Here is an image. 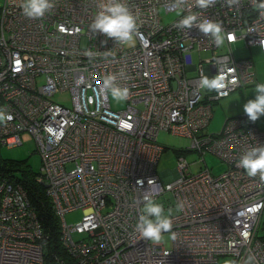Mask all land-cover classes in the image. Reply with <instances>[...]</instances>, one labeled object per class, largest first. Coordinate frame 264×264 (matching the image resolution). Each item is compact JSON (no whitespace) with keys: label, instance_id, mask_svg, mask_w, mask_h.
<instances>
[{"label":"built area","instance_id":"built-area-1","mask_svg":"<svg viewBox=\"0 0 264 264\" xmlns=\"http://www.w3.org/2000/svg\"><path fill=\"white\" fill-rule=\"evenodd\" d=\"M101 2L55 0L42 19H28L21 0L0 1V109L12 116L0 122V145L21 143L23 130L31 134L40 157L36 178L45 183L70 263L203 264L228 254L241 264L251 250L264 264V236L256 235L264 181L239 167L247 149L264 145V129L240 113L225 117L219 132H201L212 101L254 80L251 58L236 57L231 45L242 40L264 51V17L251 0L183 11L173 0H127L139 28L133 45H121L90 30ZM189 11L220 22L224 44L196 26L177 28ZM109 74L129 89L127 100L102 90ZM203 78L223 87L202 89ZM63 90L70 104L50 98ZM160 130L189 137L187 149L210 151L226 167L214 174L201 156L203 167L192 171L193 160L178 155L173 168L157 170ZM150 186L158 200L171 195L163 205L172 210L175 239L169 233L153 243L135 231ZM74 208L82 213L67 223L63 214ZM43 234L21 185L0 173V264H49Z\"/></svg>","mask_w":264,"mask_h":264},{"label":"clouds","instance_id":"clouds-1","mask_svg":"<svg viewBox=\"0 0 264 264\" xmlns=\"http://www.w3.org/2000/svg\"><path fill=\"white\" fill-rule=\"evenodd\" d=\"M216 3V0H173L172 7L174 10L183 11L186 7L193 6L207 10ZM229 7L239 6L240 0H225ZM253 7L264 17V0H251ZM20 9L28 19H42L47 13H50L55 7V0H21ZM199 21V22H198ZM179 29H190L196 26L200 32L213 40V43L220 47L224 44V29L220 22L210 19L200 20L198 15L192 13L183 15L175 25ZM90 30L93 33H100L108 38L113 39L121 45H133L134 37L138 31L136 15L127 5V0H102L98 5V11L90 24ZM254 31V29H252ZM102 43H104L102 41ZM91 56L92 53H87ZM115 74L107 75L103 80V91L110 93L112 99L116 102H122L128 99L129 89L117 83ZM200 87L205 90H214L223 87L222 80H209L203 78L200 81ZM243 111L252 122L257 121L264 116V83L255 85L254 98L248 99L243 105ZM12 116L6 110L0 109V122L10 121ZM239 167L242 168L248 177L254 178L259 176L264 181V145H258L247 149L239 159ZM155 184V182H152ZM159 192L151 186L144 191L143 207L138 220L135 224V231L139 238L159 243L164 233H172L173 222L171 219L172 210L168 209L167 213L164 205L158 200ZM183 210V204L177 205V211ZM247 239V234L245 236ZM222 264H237V261L225 259ZM241 264H259L255 253L249 250Z\"/></svg>","mask_w":264,"mask_h":264},{"label":"rangeland","instance_id":"rangeland-1","mask_svg":"<svg viewBox=\"0 0 264 264\" xmlns=\"http://www.w3.org/2000/svg\"><path fill=\"white\" fill-rule=\"evenodd\" d=\"M170 15L171 13L167 16ZM231 47L233 54L236 57L248 56L251 58L254 69V80L249 84L235 88L229 92L227 96L212 101V114L209 117L207 124L201 129V132L203 133L219 132L226 116L244 113L243 105L248 99L254 98L255 85L258 83H264V51L258 50L255 46L246 47L242 40L233 42ZM50 98L64 104H70V93L68 90L53 92L50 95ZM256 125L258 128L264 129V116H261L256 121ZM19 137L21 139V143L19 144L13 146L0 145V164L3 161L8 162L11 160L14 162V160H18V163H21L20 166H22L21 169L23 171L26 169L38 171L40 157L35 150V143L31 134L28 131L23 130L20 132ZM156 141L163 146L157 159V170L159 171L173 168L178 155L184 157L187 161L193 160L191 164L192 171L203 167L202 160L200 159L201 156L214 174L219 173L226 167V164L216 154L210 151L199 153L197 150L187 149L190 144V138L187 136L160 130L157 132ZM5 167L6 166H4V168ZM9 172L14 175L21 173L20 169H12L9 170ZM162 197L163 199H159V202L162 204L172 201L171 195L168 191L164 192ZM81 213L82 211L80 208H74L65 212L63 218L67 223H73L80 217ZM257 224L256 235L264 236V205L259 214ZM77 236V233H73L74 238ZM169 239V233H164L161 241L166 242ZM225 259H231V256L228 254L218 255L216 261L203 264H222Z\"/></svg>","mask_w":264,"mask_h":264},{"label":"trees","instance_id":"trees-1","mask_svg":"<svg viewBox=\"0 0 264 264\" xmlns=\"http://www.w3.org/2000/svg\"><path fill=\"white\" fill-rule=\"evenodd\" d=\"M14 162L11 160L8 162L3 161L0 164V173L11 181L18 182L26 193L29 202L34 206L44 232L43 259L46 263L55 264L51 259V254L54 252L56 257L61 259L59 264H72L70 263L71 258L59 241L58 219L52 208L50 199L45 194V188L36 178L39 170L32 171L31 169H26L23 171L21 169L22 166H20L21 163H18V160H14ZM4 166L6 167L4 168ZM12 169H20L21 173L14 175L9 172Z\"/></svg>","mask_w":264,"mask_h":264},{"label":"crops","instance_id":"crops-1","mask_svg":"<svg viewBox=\"0 0 264 264\" xmlns=\"http://www.w3.org/2000/svg\"><path fill=\"white\" fill-rule=\"evenodd\" d=\"M236 115V114H235ZM232 116V115H231ZM226 117H228V116H226ZM257 126V125H256Z\"/></svg>","mask_w":264,"mask_h":264},{"label":"water","instance_id":"water-1","mask_svg":"<svg viewBox=\"0 0 264 264\" xmlns=\"http://www.w3.org/2000/svg\"><path fill=\"white\" fill-rule=\"evenodd\" d=\"M45 185V183H43V186Z\"/></svg>","mask_w":264,"mask_h":264}]
</instances>
